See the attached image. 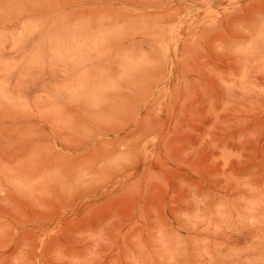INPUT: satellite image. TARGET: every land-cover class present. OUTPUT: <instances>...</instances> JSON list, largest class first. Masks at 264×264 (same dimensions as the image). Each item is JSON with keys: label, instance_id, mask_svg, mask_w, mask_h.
<instances>
[{"label": "rangeland", "instance_id": "374dc122", "mask_svg": "<svg viewBox=\"0 0 264 264\" xmlns=\"http://www.w3.org/2000/svg\"><path fill=\"white\" fill-rule=\"evenodd\" d=\"M0 264H264V0H0Z\"/></svg>", "mask_w": 264, "mask_h": 264}]
</instances>
